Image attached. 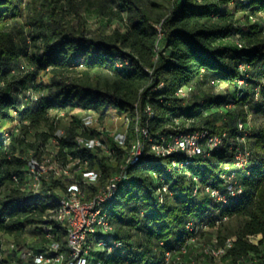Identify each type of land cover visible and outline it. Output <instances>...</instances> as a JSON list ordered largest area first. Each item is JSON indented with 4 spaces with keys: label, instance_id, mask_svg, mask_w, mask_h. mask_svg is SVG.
<instances>
[{
    "label": "trees",
    "instance_id": "1",
    "mask_svg": "<svg viewBox=\"0 0 264 264\" xmlns=\"http://www.w3.org/2000/svg\"><path fill=\"white\" fill-rule=\"evenodd\" d=\"M25 7L28 30L18 20ZM90 9L117 20L123 29H89L83 12ZM72 14L78 24L70 22ZM250 16L257 22L252 24ZM262 16L264 0H29L27 6L24 0H0V233L13 238L7 248L0 243V264L21 263L25 251L40 253L55 239L65 243L67 230L53 212L69 182L42 177V196L36 194L26 187L29 161L54 156L64 165L74 163L78 179L83 170L99 171L101 186L120 172L137 138V125L150 127L152 135L228 133L225 147L212 150V157H196L190 171L204 189L221 188L228 175L224 165L233 159L232 145L250 149L247 168H234L242 193L226 201L202 192L194 195L195 183L172 170V157L156 158L146 145L147 153L129 166V178L104 206L112 231L103 236L121 241L124 249L108 257L98 253L97 260L164 264L166 252L191 237H201L206 245L216 237L219 246L228 239L233 243L223 261L264 264ZM216 83L232 90L201 93ZM185 86L195 88L187 103L176 95ZM147 106L155 111L151 118L143 114ZM77 111L84 115L72 116L65 136L58 138L60 115ZM91 113L101 121L111 113L130 119L128 149L111 141L115 163L99 151L78 149L76 138L90 135L82 118ZM239 121L246 126L241 132ZM162 178L172 195L159 193ZM190 221L195 233L187 230ZM27 234L35 240L28 242ZM212 257L204 255L203 262ZM27 259L26 264L33 263Z\"/></svg>",
    "mask_w": 264,
    "mask_h": 264
},
{
    "label": "bare ground",
    "instance_id": "2",
    "mask_svg": "<svg viewBox=\"0 0 264 264\" xmlns=\"http://www.w3.org/2000/svg\"><path fill=\"white\" fill-rule=\"evenodd\" d=\"M255 17L250 16V22L252 24L256 23L258 20ZM161 87H163V85H161ZM191 91H192V86L181 87L177 91L176 95L178 98L185 100V94L190 96ZM144 111H147L146 117L148 118H151L155 115V111L150 106H147ZM118 115L123 116L125 118V121L127 122V130L126 132H119V133L116 132L114 134L108 133L105 130V128L101 126L100 124L101 118H99L98 115L92 113L85 115L82 118V124L84 130H87L90 133V135L87 137H85L87 134L84 137L83 135L82 136L80 135L79 137L76 138L78 149L99 151L100 152L99 154L105 156L110 161L118 159L116 158L115 147L111 141L113 140L117 146L123 148L124 150L128 149L127 138H129L128 130H130L128 129L130 122L129 117L126 114H118ZM139 120H141V118L140 116L139 117L137 116V122H139ZM237 127L240 132L246 128L245 124L241 121L238 122ZM149 128L150 127L141 128L138 127L137 125L135 131L137 134L136 135L137 138L136 140L134 139L133 144H131V147H129L128 157L127 159L125 158L126 161L120 166L119 168L120 172L116 173V175H114L112 178H109V180L105 184L103 183L104 185H102L101 183V186L99 185V180H101L100 179L101 174L99 173V171L97 172L96 170H92V169L83 170L82 172H80L81 179L79 178L80 179L79 180L78 177L80 175L77 176L76 171H74L78 168L76 167V165H75L76 169L75 167L73 168L74 163L71 167L70 165H64L60 160H57L52 165H49V167L48 166L45 167L44 166L45 161L43 159L42 161H40L39 159L36 158V161H34V159H31L29 161L27 176L28 179L33 178V185L31 184L32 185L31 188L36 194L41 195L43 193L42 177L48 179V177L51 176L55 180L69 182V186L66 193L64 192L65 194L61 197L58 195L59 197L57 199L60 202V206L58 209H56V211L53 212L54 214L53 219L66 228L67 234L64 240L65 243H62V241L58 242L55 239L56 241L55 240L51 241L45 247V249L40 253H35L32 250H28L26 253L24 252L21 256L22 261L21 263L18 264H26L25 261L28 260L27 258L33 259L32 264H70V254L67 253V251L71 249V246L73 244V233L71 227H68L67 224H65V215H67V220H74V213H71V207H80L81 211H88L90 210L91 206H98L96 217L93 218L91 222V231H98L99 229L104 228L102 232H90L89 234H83V239L81 240V245L78 251V259L81 264H103L102 263L103 261H98L99 259L97 260L98 253H106L108 257L115 251L124 249V244L121 241H118L117 239L112 240L113 238L109 239L103 236V234L106 235L112 231V226L109 221L108 214L104 209V206L112 202L117 195L119 186H116V178L119 177V175H121V172H126V174L128 175L129 166L137 164L144 155V153L145 152L147 153V151L145 150L146 145L150 146L149 153H151L156 157V145H153L152 137L149 136L150 133ZM203 132H206L205 136H203ZM210 133L205 130H199L194 132V136H193V132L184 133L185 140H188V143L183 147V142H175L176 150L161 152L160 157H166V158L172 157L171 158V163L173 166L172 170L175 168L179 169L185 174L187 179L193 180V182L195 183L194 195L198 196L199 194H201V192L204 191L206 194L210 195L213 198V200L215 199V201H217V194H215V189L217 188H213V187H207L205 189L202 187L200 188V186H198V183L199 182L201 183V180L197 175L193 174L190 171V167L192 166L194 159L196 157L209 156L212 150L217 151L225 147L226 145L225 139L227 138L228 133H223V134H216V133L210 134ZM65 134L66 132L60 130L56 134V136L58 138H63ZM138 134L139 135L142 134L144 138L143 139L141 137L138 138ZM121 135H125V137L114 139V137H119ZM173 137L174 135L172 134L170 135V133L167 135L164 134L163 137H160V139L157 140V145L171 144ZM213 140L215 143L212 144V149H211L210 146H207V144H209L210 141ZM146 142H148V144H146ZM138 145H139V155L131 158L132 153H135V151L138 148ZM241 148H239L238 146L234 147L232 145L233 159L238 158V152H240ZM198 149L199 152L194 155V152H197ZM178 156H181V159H179V161L176 159V157ZM251 156L252 155L250 149L249 150L246 149L245 157H243V160L239 162L238 166H236L235 169L245 170L249 164ZM49 171H50V175H47ZM237 175L238 174L234 172V176H235L234 188H236V195L242 193L241 187L238 186V183L240 182L237 183ZM225 178H228V175H224L223 179L225 180ZM162 183L163 184L162 187L159 189V193L161 195L162 194L172 195V193H170L169 190V185L163 180V178H162ZM93 185H96L98 187L97 190L89 191L90 190L89 187ZM115 186L116 188L114 189ZM80 187L81 190H77ZM105 189H114L110 191L109 200L107 201H103V199H105V192H104ZM49 196H51L50 193ZM231 197H234V195L226 194L225 196L220 197V201H226ZM187 230L192 233L196 230L195 225L192 221L187 223ZM51 235L52 234L49 233L47 235L48 238L51 237ZM111 236L109 237L111 238ZM199 238L191 237L189 240H187V243H189V241L192 240L193 246L191 247V249H178V252H171L170 254L166 252L164 257L165 259L164 264H203L202 262L204 261L203 259L204 255L205 256L213 255L212 257L213 260L208 263L204 262V264H232L228 261H223L222 259L233 245L231 239L227 240L225 246H219L218 245L219 243L218 244L215 243L218 242L219 240V239L217 240L216 237H213V239L211 238L212 241L209 242V244L207 245L204 243L205 241L201 242ZM198 242H201V244L197 245ZM186 244L180 247L186 246ZM205 259H207V257ZM27 262H29V260Z\"/></svg>",
    "mask_w": 264,
    "mask_h": 264
},
{
    "label": "built area",
    "instance_id": "3",
    "mask_svg": "<svg viewBox=\"0 0 264 264\" xmlns=\"http://www.w3.org/2000/svg\"><path fill=\"white\" fill-rule=\"evenodd\" d=\"M221 84L222 83H216V85H220V86ZM191 98L192 96H188L185 94L184 103H187ZM143 114L144 116H146L147 111H144ZM205 133L206 132H203V136H205ZM149 136L152 137L153 145H156V158H160L161 152L176 150L175 142H183V147L188 143V140H185L184 133H174V137L172 138L171 144H164V145H157V137H163L164 133H156V135H152V132L150 131ZM193 136H194V132H193ZM124 137L125 135H121L119 137H114V139L124 138ZM214 143H215L214 140L210 141V143L207 144V146H210V148L212 149V144ZM199 149L197 150V152H194V155L199 152ZM245 153H246L245 147L241 148L240 152H238V158L231 159L230 163L224 165L223 170L228 171V178H225V180H223V187L215 189V194H217V201H220V197L225 196L226 194H233L234 198L238 196L236 195V188H234V181H235L234 168H236L239 162L243 160V157H245ZM137 155H139V145L135 153H132L131 158ZM33 159L34 161H36L35 158ZM128 177L129 176L126 174V172H121V175H119V177L116 178V186H120L122 183H124V180L127 179ZM116 186L114 187V189L116 188ZM114 189L104 190L105 199H103V201L109 200V193L111 190ZM77 190H81V187L78 188ZM97 209L98 206H91L90 210L81 211L80 207H71V213H74V220H67V215H65V224H67L68 227H71L73 233V244L71 246V249L67 251V253L70 254V264H81L78 259V251L81 245V240L83 239V234H89L90 232H102L104 229L101 228L98 231H91V222L93 218L96 217ZM215 243L218 244V242ZM192 246H193L192 240H190L189 243L186 244V246L179 247L174 251H168V253L170 254L171 252H178V249H191ZM202 263L204 264V262ZM124 264H129V262Z\"/></svg>",
    "mask_w": 264,
    "mask_h": 264
},
{
    "label": "rangeland",
    "instance_id": "4",
    "mask_svg": "<svg viewBox=\"0 0 264 264\" xmlns=\"http://www.w3.org/2000/svg\"><path fill=\"white\" fill-rule=\"evenodd\" d=\"M24 3H25V6H27V4L29 3V0H24ZM233 7H229V10H232ZM28 13V10H27V7H25L23 10H22V16L19 17V24L21 26H24L25 27V30H28V27L25 26V24H27V18L25 17L26 14ZM83 18L85 19V22H86V25L89 29L91 30H94V31H97L98 29H102L104 33H111L113 30H115L116 28H120V29H123V25L118 22L117 20L115 19H107V18H102L100 17L95 11L93 10H86L85 12H83ZM69 20L72 24H78L80 19H78L74 14H72L70 17H69ZM261 24L264 25V16H262L261 18ZM43 82H47L49 79L47 76H44L43 77ZM232 90V87H228V85L226 84H221L220 85H209V86H206L204 87L202 90H201V93L203 92V94L205 93H213V94H217V95H222V94H225L226 92H230ZM195 91V88L192 86V91L190 93V96L193 95ZM77 115H84L82 112L80 111H77V112H74L71 116H65L64 113H62L60 115V118L62 117L63 118V122L61 123V128L58 129L57 133L60 131V130H63L64 132L66 127L70 124V122L72 121V116H77ZM84 117V116H83ZM100 124L101 126H103L105 128V130L108 132V133H111V134H114V133H119V132H126L127 130V122L125 121V118L123 116H120L118 114H115V113H111L110 116H108L105 120L101 121L100 120ZM96 126V125H95ZM56 133V134H57ZM45 162H44V166L45 167H49V165H52L53 163H55L58 159H55L54 156L52 157H45L43 159ZM113 163H115V160L112 161ZM73 164H70V166L72 167ZM47 175H50V171L47 173ZM33 185V178H29L28 179V182L26 184V187H29L31 188V186ZM198 186H200V188H204L202 186V183H198ZM202 193H205L204 191ZM27 240L28 242H33L35 240V237L32 236L31 234H27ZM201 238V237H200ZM203 239V238H202ZM201 239V240H202ZM205 239V238H204ZM203 239V240H204ZM258 238H254L253 241L255 243L258 242ZM13 241V238L9 235H5V234H1L0 233V243H2L4 245V248H7L6 246L10 245V243ZM201 244V242L197 243V245ZM12 248H14V246H12ZM263 251H264V247H262ZM27 251H25L26 253Z\"/></svg>",
    "mask_w": 264,
    "mask_h": 264
}]
</instances>
